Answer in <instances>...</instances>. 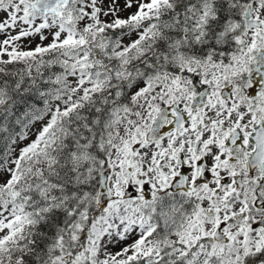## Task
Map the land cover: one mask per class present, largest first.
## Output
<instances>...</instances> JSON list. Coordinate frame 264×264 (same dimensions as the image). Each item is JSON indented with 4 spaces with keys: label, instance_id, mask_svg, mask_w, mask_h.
Masks as SVG:
<instances>
[{
    "label": "snow or ice",
    "instance_id": "1",
    "mask_svg": "<svg viewBox=\"0 0 264 264\" xmlns=\"http://www.w3.org/2000/svg\"><path fill=\"white\" fill-rule=\"evenodd\" d=\"M0 264H264V0H0Z\"/></svg>",
    "mask_w": 264,
    "mask_h": 264
}]
</instances>
